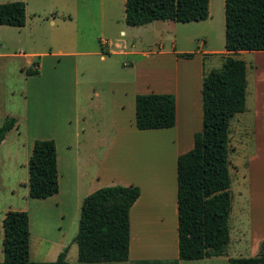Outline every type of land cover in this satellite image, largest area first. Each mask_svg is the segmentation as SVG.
<instances>
[{"label": "rangeland", "instance_id": "obj_1", "mask_svg": "<svg viewBox=\"0 0 264 264\" xmlns=\"http://www.w3.org/2000/svg\"><path fill=\"white\" fill-rule=\"evenodd\" d=\"M9 2L26 4L27 22L24 28L0 25V126L7 118L17 119L20 126L0 147V262L4 215L26 211L32 261L53 262L70 247L68 264H81L73 242L87 195L141 180L148 189L137 168L146 159H162L171 189L174 155L190 150L173 146L178 137L173 130L139 131L132 100L170 93L199 68L204 53L226 51L225 0H210L205 22L155 21L141 27L127 24L126 0H0ZM104 42L108 46L103 51ZM177 53H193L199 59L189 64ZM211 58L206 59L210 71L223 68L221 56ZM237 58L251 61L250 55ZM35 62L40 73L28 76ZM239 120L236 115L233 128ZM195 124L192 131L202 132V119ZM187 132L184 124L180 133ZM37 140L56 142L61 203L29 196V161ZM233 161L231 240L223 260L258 257L264 245V171L254 176L250 196L247 164L239 155ZM148 170L153 175L156 166ZM160 203L164 208V201ZM160 230L157 235L148 232L150 249L165 245Z\"/></svg>", "mask_w": 264, "mask_h": 264}, {"label": "trees", "instance_id": "obj_2", "mask_svg": "<svg viewBox=\"0 0 264 264\" xmlns=\"http://www.w3.org/2000/svg\"><path fill=\"white\" fill-rule=\"evenodd\" d=\"M126 22L141 27L155 21L200 23L210 16V0H126ZM225 50L229 53L264 51V0H225ZM24 2L0 4V25L24 28ZM102 50L104 47L102 45ZM192 60L195 54H178ZM27 70L39 75V63ZM246 64L228 58L224 68L212 71L203 83V130L194 147L177 160L179 260L198 261L221 254L230 243L233 207L228 170V129L231 118L245 110ZM177 121L173 94L136 96L135 125L139 131L172 129ZM18 126L7 118L0 126V145ZM58 150L54 140H37L29 161V196L46 200L60 192ZM141 196L138 186L101 188L87 196L81 208L78 261L83 264L122 263L129 260L130 211ZM30 217L25 211H8L3 220L0 264H68L70 247L53 262L30 257ZM169 264H179L178 261ZM229 264H264V245L258 257L232 258Z\"/></svg>", "mask_w": 264, "mask_h": 264}, {"label": "crops", "instance_id": "obj_3", "mask_svg": "<svg viewBox=\"0 0 264 264\" xmlns=\"http://www.w3.org/2000/svg\"><path fill=\"white\" fill-rule=\"evenodd\" d=\"M240 55H250L251 61H246L237 58V56ZM202 56L203 58L199 68L192 72L190 75L183 77L182 82H179L177 88L171 91L170 93H167L173 94L176 97L177 121L176 126L174 128L163 130H173L176 132V135L178 137H176V139L172 141L173 146H176V148H179L180 146H187L189 150H191L194 147L193 139L195 138V135L197 133L195 131L193 132L192 129L193 127H195V125H197L195 123L199 119H202L203 125L202 91L205 78L212 71L222 70L228 58L243 61L246 64V105L245 110L243 112L235 114L230 120L227 142L228 170L230 178L232 180V193V186L234 183L232 177V170L233 168H236V166H233V160L234 158H237L238 155L241 156L247 164L248 181L250 182L249 194L250 196H254V176L256 175V173L259 174V171L261 169L264 171V51H248L238 53H229L225 51L221 53H204ZM212 56H221L222 59H224V65L222 69H214L210 71V69L206 67V59L208 58L209 60L213 61L214 58H211ZM198 59V56H195L194 59L186 61L189 64H193L196 63ZM180 90H182V92ZM249 97L251 99V102L249 101ZM132 101L134 102L135 107L136 96ZM115 107L119 108V104ZM236 115L240 116V120L238 121V125L233 128L232 120L236 117ZM184 124L188 128V136L182 135L180 133ZM19 127L20 126L18 125L15 129L8 133L5 141L2 143V145H0V147H3L4 145H6V143H8L9 137L11 135H14L16 131L18 132ZM185 152L187 151L177 150L176 154L174 155L172 164L171 189L169 187L167 188L168 184L165 178L166 171L163 167V162H160L162 159H146V163H143L142 165H137V168L143 174L148 189L146 188L142 180L140 181L141 183L134 184V186H138L141 190V196L139 200L136 202V204L132 207L130 211L131 239L129 260L135 261L134 264H169L175 261H178L179 264H221L223 263V261L225 264H229L230 258H226L225 260H223V255L225 256V252L221 254H213L210 257H207L206 259L198 261L179 260L178 183L176 182L175 178H177V160L179 156ZM231 155H233L234 157ZM150 161H152L156 166V170H153L152 173L153 175H156L155 177H157V181L150 180L154 179V176L151 175L149 171L146 172L147 167L151 163ZM76 180H78L77 176ZM129 184L131 183H126L124 186H129ZM78 185L79 183H77L76 185V191H79ZM60 195L61 188L59 194H57L56 196L41 201L43 202L47 200H54L55 203L57 201L60 202V200H58V197ZM161 201H164L165 203L164 208L160 207ZM56 205L60 206L59 203ZM64 213L65 211H63L61 215H63ZM163 225L167 226L166 231H162L163 229L160 230V226ZM159 230L161 231L164 242L166 243L163 247L157 248V250L153 248L150 249V246L148 245V240L150 238L147 237L149 236L148 232H150L151 235H157ZM168 230H170V232H167ZM60 253L56 254L54 260L58 258ZM129 260L127 262L122 263L96 264H130Z\"/></svg>", "mask_w": 264, "mask_h": 264}, {"label": "bare ground", "instance_id": "obj_4", "mask_svg": "<svg viewBox=\"0 0 264 264\" xmlns=\"http://www.w3.org/2000/svg\"><path fill=\"white\" fill-rule=\"evenodd\" d=\"M149 160H150V159H149ZM150 162H151V163H150L149 167L151 168V167L153 166L154 163H153L152 161H150ZM154 165H155V164H154ZM149 167H148V168H149ZM148 168H147L146 172L149 171ZM153 176H154V177H153L154 179H150V180H152V181H157V177H155L156 175H153ZM146 178H147V177H146ZM167 188H168V186H167ZM153 190H155V189H153ZM167 191H168V189H167Z\"/></svg>", "mask_w": 264, "mask_h": 264}, {"label": "built area", "instance_id": "obj_5", "mask_svg": "<svg viewBox=\"0 0 264 264\" xmlns=\"http://www.w3.org/2000/svg\"><path fill=\"white\" fill-rule=\"evenodd\" d=\"M103 46H108V42H104L103 43Z\"/></svg>", "mask_w": 264, "mask_h": 264}]
</instances>
